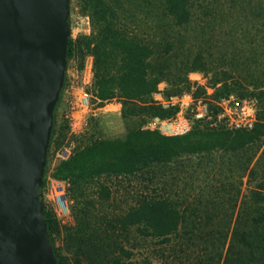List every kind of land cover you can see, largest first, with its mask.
<instances>
[{"label": "trees", "instance_id": "trees-1", "mask_svg": "<svg viewBox=\"0 0 264 264\" xmlns=\"http://www.w3.org/2000/svg\"><path fill=\"white\" fill-rule=\"evenodd\" d=\"M236 1L241 2L240 6L245 5L243 8L236 6L237 8L256 13L264 22L262 5H252L250 0ZM79 2L81 11L88 16L91 32L76 39L68 37L66 59L70 57L75 47L79 50L84 49L92 56L91 91L99 100L97 104L101 105L104 101L117 97L122 104L120 115L124 120L141 115L146 117H141L140 122L128 129L123 137L97 138L88 143H81L80 135L84 131L77 136H71L69 139L74 141V148L70 156L59 160L51 175L53 178L64 180L69 210L71 212L74 210L75 222L65 230L67 250H72L77 258L83 257L86 264H131L128 260L131 252L121 243V239L126 238L130 230L139 237H154L165 241L178 233L179 223L185 221L186 216L175 201L159 194H147L123 211H110L103 206L109 199L110 190L99 180L100 177L131 175L151 164L168 163L181 156L209 154L213 151L234 155L264 137V100L261 99V96H264V37L260 38V41H255L257 37L247 41L246 36H249V33L246 31L245 37L240 39L233 36L234 40L229 43L237 47V50H231L229 53L222 51L221 31L223 24L226 23L205 19L198 22L201 20L199 15L197 22H192L195 21L193 14L196 15V12L191 8V24L197 26L191 34V46L196 47V50L192 54L183 55L181 65L185 67V73L187 71L207 73L209 69L215 68L214 74L217 77L231 79L238 89H243L241 85L239 86L242 81L252 84L253 89L258 92L236 91L235 87L223 82L215 87L212 96L216 98L227 93H234L240 97L255 96L256 100L258 99L256 122L251 129H229L222 125L211 126L207 121H195L188 132L165 136L155 129L143 128L142 125L149 117H167L173 113L172 110L164 109L149 100L158 82L166 79V73L160 67H169L166 63L158 64L157 59H163L171 50L173 43L165 36L160 37L163 48L159 54L153 48L155 42L143 39L135 34L133 29H128L127 21L130 22L136 15L144 13L148 17L164 16L172 25L184 26L190 19L188 0H79ZM218 9L220 8H212L215 12H218ZM208 10L207 6H201L199 13L209 16L213 11L210 13ZM238 12L240 11L236 9L235 13ZM146 24L153 30L165 28L162 26L164 23L160 24L158 20L157 22L151 20ZM229 24L240 25V21L233 13ZM213 25L216 26L215 29L217 28V36L210 44L218 48L215 55L208 50L207 53L204 51L207 29ZM244 45L248 48L246 52H238V46ZM259 45L262 49L257 51ZM249 67L255 68L250 70ZM173 77L175 78L169 80L171 87L164 88L165 94H178L189 90L183 72L176 73ZM212 83L216 84L217 81L214 80ZM175 84L177 86H174ZM62 95L61 89L53 115L56 107L63 103ZM93 116L89 117L88 125ZM53 134L52 124L46 155L51 143H55L58 148L63 142V139L54 142ZM45 169L46 165L44 172ZM252 175L253 168L249 170L248 177L252 178ZM89 182L96 186L92 194L85 192ZM43 184L44 176L42 186ZM256 188H262V183L259 182ZM215 198L214 194L209 193L204 197L207 202L203 203L201 197L198 200L203 205L204 218L209 222L220 216L215 207L218 206ZM230 200L231 206H235L234 198ZM42 203L46 231L57 263L70 264L68 256L54 245L57 221L46 203ZM207 203L211 204L210 207H206ZM243 205L244 208L237 211L234 217L227 250L223 255V264H264V193L259 189H251L248 201L243 202ZM190 213L193 214L194 209H191ZM225 235L219 230L210 235L209 239H217L220 236L223 240Z\"/></svg>", "mask_w": 264, "mask_h": 264}, {"label": "rangeland", "instance_id": "rangeland-1", "mask_svg": "<svg viewBox=\"0 0 264 264\" xmlns=\"http://www.w3.org/2000/svg\"><path fill=\"white\" fill-rule=\"evenodd\" d=\"M250 3L264 7V0H250ZM79 4V0H69V37H73L72 39H76L81 35H88L91 32L88 16L81 11ZM240 4L241 2L236 0H188L190 19L184 26H174L164 16L148 17L144 13L136 15L130 22L127 21V24L128 29H133L132 31L139 37L151 39L155 42L153 48L159 54H161L163 48V41L160 37L165 36L166 39H170L173 43L171 50L163 59H157L158 64L162 62L169 66L160 67L165 71L166 79H162L158 83H161L164 88H169L171 87L169 80L175 78L173 75L183 72V77L188 82L190 89L191 79L196 75L192 73L194 71L185 73V67H182L181 64L184 60L183 55L192 54L196 50V47L191 46V34L197 28L195 24H191V8L196 12V15L193 14L195 21L192 22H197V18L200 17L201 20H198V22L205 19L206 21H218L217 23L223 21L222 23H226L223 24V31H221L222 45L220 50L229 53L231 50H237V47L229 44L232 42L231 40H234L233 36L241 39L248 32L247 41L251 38L254 39V37H257L255 41H260V38L264 37L263 18H259L256 13H249L242 9L245 5L240 6ZM232 5L242 8H235ZM201 6H207L210 13L213 11L212 8L220 9H218V12H215L216 9L212 14L206 16L199 13ZM236 9L240 11L238 14L235 13ZM232 13L238 18L240 25L233 26L229 24L232 20ZM198 15L199 17H197ZM151 20L156 22L158 20L160 24L164 23L165 25L162 24V26L165 28L160 27L154 30L148 28L146 22ZM214 27L216 26L213 25L207 29L205 35L207 42L204 51L207 53L208 50L215 55L218 48L212 47L210 44L217 36V28ZM227 44H229L228 47H226ZM208 45L209 48H207ZM246 49L248 48L245 45L238 46V52L245 53ZM256 49L257 51L261 50L262 46L259 45ZM91 67L92 56L86 53L84 49L79 50L75 47L70 57L66 59V78H64L68 79L69 76L79 78L84 74L88 75L89 70L92 74ZM227 68L233 70L231 67ZM254 68L249 67L250 70ZM214 71L215 68L213 70L209 69L207 73L198 72L205 76L208 84L213 87L225 82L232 85L231 87H235L236 91L252 90L255 93L258 92V90L253 89L252 84H246L245 81H240L239 86L241 85L243 89H238L233 85L231 79H220L219 76L217 77L214 74ZM214 80L217 81L216 84L212 83ZM174 86H177V84ZM151 99L150 96L149 100L151 101ZM261 99L264 100V96H261ZM121 105V101L117 97L104 101L101 106L95 105L93 109L95 115L91 118L87 129L80 135V142L88 143L97 138L123 137L128 129L140 122L141 117H146L141 115L124 120L120 115ZM53 125L54 142L59 139L64 141L71 137L68 133L63 103L55 109ZM56 149L55 143H51L46 155V169L43 173L44 184L42 186V202L46 203L47 208L53 214L54 211L48 200V190L50 179H53L52 171L59 162V158L55 155ZM251 168H253L254 175L249 178L248 172ZM99 180L109 187L110 196L103 203V206L110 211H123L147 194H159L175 201L186 216V220L179 223L178 233L171 235L165 241L154 237H139L133 230H130L127 237L121 239V243L131 252L128 258L131 264H223V255L227 250L236 212L244 208L243 202L248 201L251 189H259L264 193V137L247 146L238 154L228 155L227 153L213 151L209 154L181 156L168 163L151 164L131 175H105L100 177ZM259 182L262 183V188H256ZM95 189V184L89 182L85 192L90 194ZM209 193L214 194L216 197L215 201H218V206L215 207L220 213L219 218H213L211 222L204 218L203 205L198 202L200 197L203 203L207 202L204 197L208 196ZM230 198H234L235 206H231L232 200ZM210 205V203H207L206 207H210ZM185 208L187 209L185 210ZM191 209H194L193 214L190 213ZM54 217L58 225L57 231L54 233V245L68 256L70 264H86L83 257L77 258L72 250L69 251L66 248L65 230L75 222L74 210L70 211L68 218H58L55 214ZM219 230L226 234L223 240L220 236L217 239H209L210 235ZM67 247L69 248V246Z\"/></svg>", "mask_w": 264, "mask_h": 264}, {"label": "water", "instance_id": "water-1", "mask_svg": "<svg viewBox=\"0 0 264 264\" xmlns=\"http://www.w3.org/2000/svg\"><path fill=\"white\" fill-rule=\"evenodd\" d=\"M69 0H0V264H58L42 178L66 71Z\"/></svg>", "mask_w": 264, "mask_h": 264}, {"label": "built area", "instance_id": "built-area-1", "mask_svg": "<svg viewBox=\"0 0 264 264\" xmlns=\"http://www.w3.org/2000/svg\"><path fill=\"white\" fill-rule=\"evenodd\" d=\"M192 73L196 77L191 79V88L182 93L165 94L161 83L157 84L151 93V101L173 113L167 117H149L143 128L155 129L165 136H176L188 132L195 121H207L211 126L222 125L229 129L253 127L257 104L254 96L240 97L227 93L214 98L212 95L217 85H209L207 78L198 71ZM91 85L92 74L89 70L88 75L73 77L62 86L64 116L70 136L81 134L88 127L89 117L95 115L93 109L99 100L92 94ZM73 148L74 141L66 139L55 150V155L59 160L66 159ZM48 193L54 214L58 218H68L70 210L64 180L50 179Z\"/></svg>", "mask_w": 264, "mask_h": 264}, {"label": "crops", "instance_id": "crops-1", "mask_svg": "<svg viewBox=\"0 0 264 264\" xmlns=\"http://www.w3.org/2000/svg\"><path fill=\"white\" fill-rule=\"evenodd\" d=\"M66 76H67V75H66ZM65 78H66V77H65ZM71 78H73V77H72V76H69L68 79H65V81L70 80ZM105 105H106V104H105ZM105 105H104V106H105Z\"/></svg>", "mask_w": 264, "mask_h": 264}]
</instances>
